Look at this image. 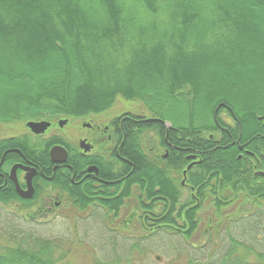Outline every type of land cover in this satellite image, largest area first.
Here are the masks:
<instances>
[{"label": "trees", "instance_id": "obj_1", "mask_svg": "<svg viewBox=\"0 0 264 264\" xmlns=\"http://www.w3.org/2000/svg\"><path fill=\"white\" fill-rule=\"evenodd\" d=\"M246 63L253 67L238 68ZM140 80L148 84L138 85ZM42 82L49 85L22 94ZM201 86L207 94L199 96ZM118 101L146 110L108 121L128 166L127 189L119 196L109 189L78 191L57 176L53 184L68 185L70 213L82 216L98 204L113 223L128 200L132 204L117 233L133 236L160 224L153 234L166 230L191 238L205 207L219 217L241 199L264 207V177L261 185L253 184V158H238L242 145L264 163V0H0V124L85 121L107 115ZM182 104L188 116H175V106ZM148 117L169 121L170 127ZM149 133L157 143L147 146ZM167 135L198 153L200 162L187 179L198 202L190 195L184 199L178 177L188 163L185 154L173 151L179 155L174 166L172 153H155L166 147ZM19 143L0 140V155ZM63 143L52 137L30 143L29 150L48 169L49 148ZM12 199L0 192V203ZM227 232L231 247L221 264H264L263 249L239 240L229 227ZM11 235L0 243V264H74L64 240L26 233L17 243ZM135 238L128 257L94 264H135Z\"/></svg>", "mask_w": 264, "mask_h": 264}, {"label": "rangeland", "instance_id": "obj_2", "mask_svg": "<svg viewBox=\"0 0 264 264\" xmlns=\"http://www.w3.org/2000/svg\"><path fill=\"white\" fill-rule=\"evenodd\" d=\"M238 5L243 6L239 3ZM255 61L259 63L263 60L256 58ZM46 62L49 63V61ZM246 67L252 68L253 64L246 63L244 68L241 66L238 68L246 72ZM206 70L204 69L205 72ZM202 77L205 78V76ZM140 83L148 84V81H137L138 85ZM211 84L218 88V83L214 80H211ZM47 85L49 82L48 84L42 82L38 86H33L31 90H21V92L24 96H28L38 92L41 86ZM93 87L97 91L98 87L94 85ZM205 93L207 94V90L203 86L199 87V96ZM130 110L142 116L146 112L141 104L125 105L122 101H118L107 115H101L95 119L90 118L85 121L67 119L68 124L63 127H60L57 121L53 122V129H50L46 136L55 135L54 137H61L69 142L75 141L76 134L83 129L84 122L105 125L111 117ZM196 110L199 111L201 108L198 106ZM181 111L185 113V116H188L190 112L186 104L176 105L174 115H180ZM166 125L170 127V122L166 121ZM25 132H28L26 124H0V140ZM85 132L91 131L85 129ZM151 142L152 139L149 137L146 141L147 146ZM188 196L189 191L184 190V199ZM57 199V196L52 197L53 201L49 203V208H53ZM131 204L132 202H127L120 216L114 219L113 223H109L110 220L105 216V209L100 207H95L83 213L82 216L70 213L67 207L65 210L57 208L54 214L39 212L32 217H23L0 206V243H6L4 236L7 232L12 233L10 239L17 243L22 242L24 234L33 233L39 237L64 240L66 244L68 243L74 264H94L97 259L115 260L117 256L128 257L134 239L137 237L138 249H133L134 251L130 254V257L136 260L135 264H209V262L221 264V258L231 247L227 232L229 227L231 234L239 240L250 245L253 243L254 246L264 250V207L258 209L252 201L239 200L236 204L224 209L223 217L217 216L211 206L203 208L199 213V228L191 238L166 230L155 234L154 232L148 234L136 232L133 236L117 233L116 226L126 216ZM250 217L252 218L249 219ZM253 217L261 218L262 223ZM1 234L4 235L1 236Z\"/></svg>", "mask_w": 264, "mask_h": 264}, {"label": "flooded vegetation", "instance_id": "obj_3", "mask_svg": "<svg viewBox=\"0 0 264 264\" xmlns=\"http://www.w3.org/2000/svg\"><path fill=\"white\" fill-rule=\"evenodd\" d=\"M58 121L56 122L57 124ZM85 123L87 122L83 123V129L76 134L75 141L69 142L62 138L64 140L63 144H54L49 148L48 169L40 165L38 160L34 158L29 150V145L30 143L46 142L52 138L51 135L46 136V134L50 129H53V122L41 134L34 133L28 128V132L23 134L4 137L3 139L8 140L16 139L20 143L18 147L5 149L0 155V192L14 198L7 204L0 203V206L23 217H32L39 212L54 214L57 208H64L65 210L68 205V193L66 189L68 185L53 184L52 180L57 176L62 183L69 182L78 191L91 187L95 193L103 192L104 189L118 193L117 196L124 193L127 187L123 179L128 172V166L120 157L117 150L113 134L114 128L109 123L105 125L103 123L94 124L93 122H88L89 125H85ZM85 129L91 132L86 133ZM223 132L224 130L221 128L220 133ZM148 135V137H151L152 142L156 144L155 135L153 133H149ZM210 137L212 138V135ZM174 141L172 138L168 140L167 135L166 147L156 149L155 153L161 154L163 158H167L171 153L173 155V151L176 150L180 154H185L188 163L178 177L183 189L188 190L189 195L196 200L195 188L187 183V179L190 170L200 162L198 153L188 146L178 147L176 146L177 143H173ZM55 145H61L66 150V159L62 162H56L52 159L50 150ZM239 150L241 152L238 158L247 156L253 158L252 168H249V172H252L253 184L259 183L261 185V178L264 177V163L262 159L242 145L239 146ZM190 151H195V153ZM178 157V153L174 152V166L177 164L176 159ZM53 158L56 160L61 159V151L55 154ZM189 166L190 168H188ZM174 176L177 177V174L174 173ZM53 196H57L58 199L55 200L53 208H49V203L53 201ZM127 201L125 200L124 205L121 206V210L125 208ZM95 207L103 208L98 204ZM159 227L160 224L153 227H141L139 232L153 233Z\"/></svg>", "mask_w": 264, "mask_h": 264}, {"label": "water", "instance_id": "obj_4", "mask_svg": "<svg viewBox=\"0 0 264 264\" xmlns=\"http://www.w3.org/2000/svg\"><path fill=\"white\" fill-rule=\"evenodd\" d=\"M260 119L263 120V123H264V116L260 117ZM67 121H68L67 119H60L58 121V124L60 127H63L67 123ZM145 121H148V122L159 121V122L166 124V121L160 118H147L145 119ZM26 125L34 133L41 134V133H44L51 126V122L47 120H41V121L30 120L26 123ZM85 125H89V123H85ZM59 151H61L62 158L56 160L53 158V156L59 153ZM50 154L52 156V159L56 162L64 161L67 155L65 148L61 145H55L54 147H52L50 150ZM188 168H190V166Z\"/></svg>", "mask_w": 264, "mask_h": 264}]
</instances>
